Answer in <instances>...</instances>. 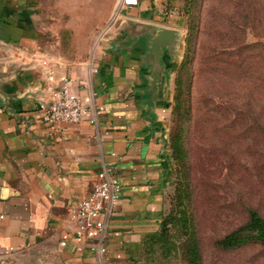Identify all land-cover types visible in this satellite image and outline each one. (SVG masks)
<instances>
[{
    "label": "crops",
    "instance_id": "1",
    "mask_svg": "<svg viewBox=\"0 0 264 264\" xmlns=\"http://www.w3.org/2000/svg\"><path fill=\"white\" fill-rule=\"evenodd\" d=\"M121 1L0 0V264L136 258L158 228L172 179L171 64L181 54L183 0ZM135 22L177 33L161 72L151 70V35L133 39ZM60 35L73 36V50L80 36L96 41L87 57L73 58L61 52ZM63 79L80 98L81 118L50 126L37 103ZM103 165L121 185L106 235L77 236L66 229L68 206L88 194ZM98 244L102 255L91 249Z\"/></svg>",
    "mask_w": 264,
    "mask_h": 264
},
{
    "label": "rangeland",
    "instance_id": "2",
    "mask_svg": "<svg viewBox=\"0 0 264 264\" xmlns=\"http://www.w3.org/2000/svg\"><path fill=\"white\" fill-rule=\"evenodd\" d=\"M196 15L187 142L202 261L264 264L260 244L248 243L232 250L215 245L246 220L249 209L264 217V0H201ZM186 32L185 26L180 57L171 64L174 78ZM59 37L61 52L73 58L87 57L96 41L86 43L80 36L74 44L77 50H73V36L54 38L58 41ZM171 125L172 114L169 131ZM175 182L172 167L164 212L171 206ZM129 259L98 264H183L178 256H163L159 251Z\"/></svg>",
    "mask_w": 264,
    "mask_h": 264
},
{
    "label": "trees",
    "instance_id": "3",
    "mask_svg": "<svg viewBox=\"0 0 264 264\" xmlns=\"http://www.w3.org/2000/svg\"><path fill=\"white\" fill-rule=\"evenodd\" d=\"M201 0H183L178 8L185 16L184 52L174 78L172 120L168 145L175 172V190L171 206L164 212L158 228L145 236L140 258L159 251L163 256H178L183 264H203L200 228L192 206L194 187L187 142L190 120V67L197 37L196 11ZM248 243L264 247V217L249 209L246 220L222 235L215 245L220 250H232ZM131 260V259H129Z\"/></svg>",
    "mask_w": 264,
    "mask_h": 264
},
{
    "label": "built area",
    "instance_id": "4",
    "mask_svg": "<svg viewBox=\"0 0 264 264\" xmlns=\"http://www.w3.org/2000/svg\"><path fill=\"white\" fill-rule=\"evenodd\" d=\"M138 0H122V8L136 6ZM71 81L63 79L59 91L50 101L37 103L38 115L42 122L54 126L61 122L77 123L81 118L82 105L79 96L71 90ZM120 182L111 166L103 165L88 194L68 206L66 229L82 236L90 230H96L103 239L113 212V206L119 198ZM102 255L105 248L102 244L91 247Z\"/></svg>",
    "mask_w": 264,
    "mask_h": 264
},
{
    "label": "water",
    "instance_id": "5",
    "mask_svg": "<svg viewBox=\"0 0 264 264\" xmlns=\"http://www.w3.org/2000/svg\"><path fill=\"white\" fill-rule=\"evenodd\" d=\"M134 30L133 39L137 34H143L148 32L151 35L149 45V55L152 62L151 70L154 72H161L163 65L161 64V57L163 51L168 49L173 50L174 45L178 41L177 33L171 28H153L151 25H145L142 23H133Z\"/></svg>",
    "mask_w": 264,
    "mask_h": 264
}]
</instances>
